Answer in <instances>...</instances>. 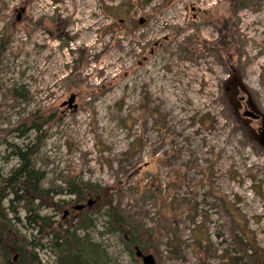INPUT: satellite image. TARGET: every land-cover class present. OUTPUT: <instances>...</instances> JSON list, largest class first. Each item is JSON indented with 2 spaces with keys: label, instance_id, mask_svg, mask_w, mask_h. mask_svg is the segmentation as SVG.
<instances>
[{
  "label": "rangeland",
  "instance_id": "1",
  "mask_svg": "<svg viewBox=\"0 0 264 264\" xmlns=\"http://www.w3.org/2000/svg\"><path fill=\"white\" fill-rule=\"evenodd\" d=\"M229 1L35 0L38 12L79 9V49L89 62L80 68L76 41L46 37L39 30L30 34L27 23L4 36L0 173L17 164L16 158H5L8 143L23 142L8 130L33 112L52 115L32 158L44 173L43 188H64L65 179L73 176L113 186V203L157 264H262L264 152L233 126L220 98L218 85L226 77L220 61L213 54L192 55L189 43L214 37L206 26L213 20L212 10L236 23L241 53L233 63L264 112V0L253 8ZM17 3L0 0V39L5 27L11 30ZM102 5L124 6L117 14L124 19L123 31L109 32L111 23L104 16L109 11ZM192 6L200 10L192 13ZM208 9L211 14L204 13ZM201 15L204 23L197 22ZM143 16L146 22L139 24ZM159 40L162 44L154 45ZM11 88L21 89L25 99L9 95ZM71 93H76L77 107L63 112L61 100ZM75 198L54 196V201L68 203L60 208V220ZM82 199H91V207L71 211L64 219L90 212L92 227L79 234L100 243L110 264H142L125 248L121 233L105 231V214L94 211L97 196ZM19 215L24 216L22 209ZM38 255L44 264L55 262L50 252Z\"/></svg>",
  "mask_w": 264,
  "mask_h": 264
},
{
  "label": "trees",
  "instance_id": "2",
  "mask_svg": "<svg viewBox=\"0 0 264 264\" xmlns=\"http://www.w3.org/2000/svg\"><path fill=\"white\" fill-rule=\"evenodd\" d=\"M257 0H230L236 7H254ZM103 9L114 14V21L124 24L118 17L124 6L106 7ZM116 14V15H115ZM118 14V15H117ZM118 17V19H117ZM117 19V20H116ZM21 22L14 20L10 24V31L1 35L0 52L8 42L4 40L8 34L16 29ZM134 27V26H133ZM124 28V27H123ZM119 29V28H118ZM118 29L115 31L118 32ZM130 28V31H132ZM5 36V37H4ZM264 50V42L262 43ZM89 59L85 50L79 53V66L83 68ZM9 95L25 99V93L18 88L8 89ZM52 119V115L40 116L31 113L27 119L20 120L8 132L22 137L21 144L8 143L9 151L5 158H16L17 164L7 174L0 173V264H44L39 258V251L52 253L53 264H110L107 252L100 243L91 241L88 234L83 232L92 227L93 220L90 212L79 214L77 218L59 219L60 208L65 201H54V196L75 195L79 199L87 196H97L96 212L103 211L106 216L105 231L121 233L124 246L135 253L137 246L143 253H147L144 246L136 239V228L131 226L124 214L113 203V186L100 187L95 184L72 178L65 179V187L51 185L41 186L44 173L34 167L32 158L37 154L45 137L44 123ZM29 137V139H28ZM28 139L25 142V139ZM19 209L24 211L20 217ZM43 209L52 212L41 213ZM22 225L30 229L27 236L17 226Z\"/></svg>",
  "mask_w": 264,
  "mask_h": 264
},
{
  "label": "flooded vegetation",
  "instance_id": "3",
  "mask_svg": "<svg viewBox=\"0 0 264 264\" xmlns=\"http://www.w3.org/2000/svg\"><path fill=\"white\" fill-rule=\"evenodd\" d=\"M72 3V0H70ZM35 0H18V3L13 9V18L17 22L21 23H27L28 31H40L42 32L46 37L52 36L56 38H60L63 42H72L76 41L78 46L77 48H74V53H81L83 49H79V27L77 26L79 22V9L73 8L70 6L69 13L63 14L58 9L56 12L62 13L57 14L54 12H47V9H44L42 12H38L34 8ZM76 6V4H75ZM110 7H114L110 6ZM212 10V8H209ZM204 10V13L207 14V12H210V10ZM200 8L198 6H192L191 11L194 13V11H199ZM215 11L212 10V18L211 21H209L206 26L209 27L211 30H213L214 37L209 40H194L189 39V43L192 45V55L194 56H206L213 54L219 61L222 66V68L226 72V77L219 82V89H220V98L222 102L225 104L228 112L232 116L233 120V126L236 130H239L243 136L245 137L248 142L259 148L253 139H251L247 134L246 126L249 125L252 129H254L257 133L264 131V123L263 119L260 115L254 116L256 113L248 114V111L250 110V106L248 103V94L246 91L240 89L238 87L237 89V106L235 107L229 100L227 96V88L229 84H226L224 81L228 74H239V70L237 69V65L233 63L235 59H237V55L241 53V50L237 47L236 40L234 38V27L236 26V23H233L232 20L228 21L227 16L225 13L222 14H213ZM191 13V12H190ZM106 19H109L111 23L109 26V29L113 32V30L118 29V31H123V28L120 27V23L116 26L115 21L113 18V13H108L107 15L104 14ZM203 16L197 18V22L200 23V20ZM77 19V20H75ZM141 22L139 20L137 21L139 24L146 22L145 16H143ZM13 20V21H14ZM121 22L124 21L123 18H120ZM6 22L5 25H8L11 23ZM205 22V17L203 20V23ZM75 24V25H74ZM67 27H71L73 29L72 31H69ZM127 30V29H126ZM38 31V32H39ZM53 31L55 33H53ZM128 31V30H127ZM104 32V31H103ZM31 34V32H30ZM81 34V32H80ZM163 41V40H162ZM162 41H155L154 45H160L162 44ZM164 43V42H163ZM198 54V55H197ZM74 95V101L69 102L68 99L71 95ZM250 96L254 100L251 92L249 91ZM68 97V96H67ZM63 98L61 100L60 106L65 109L63 112H65L69 108H73L75 105L76 100V93H71L69 97ZM255 101V100H254ZM257 104V102H255ZM258 106V104H257ZM77 107V106H76ZM259 107V106H258ZM260 109V107H259ZM261 110V109H260ZM262 111V110H261ZM263 112V111H262ZM264 113V112H263ZM254 114V115H253ZM248 122V123H247ZM260 149V148H259ZM262 150V149H261ZM263 151V150H262ZM264 152V151H263ZM75 203L71 206H67V208L64 209V215L63 219L66 216H69L71 211L74 212H83V210L90 208L92 204L88 205L86 199H79L78 197L75 198ZM68 203H66L67 205ZM79 204H84L82 208H75ZM264 260V258H263Z\"/></svg>",
  "mask_w": 264,
  "mask_h": 264
},
{
  "label": "water",
  "instance_id": "4",
  "mask_svg": "<svg viewBox=\"0 0 264 264\" xmlns=\"http://www.w3.org/2000/svg\"><path fill=\"white\" fill-rule=\"evenodd\" d=\"M142 19H139V22H141ZM226 84L228 85L227 88V96L230 100V102L236 107L237 101V89L238 87L248 94V103L250 106V110L248 111V114H252L253 112L256 113L254 116L260 115L263 119L264 123V113L259 109L255 101L252 99V97L249 94V89L247 85L243 82L242 72H239V74H228V77L224 80ZM75 96L72 94L68 101L73 102ZM74 108H76V104L74 105ZM248 123V122H247ZM247 134L248 136L254 140L255 144L264 151V131L257 133L254 129H252L249 125L246 126ZM92 203V200H87V204L90 205ZM84 204H79L75 208H82ZM135 255L139 257L142 261V264H157L155 257L150 253H143L137 246H135ZM264 264V260L263 263Z\"/></svg>",
  "mask_w": 264,
  "mask_h": 264
}]
</instances>
